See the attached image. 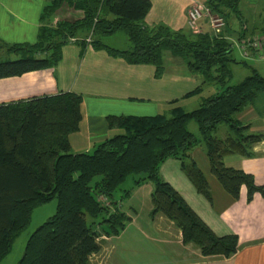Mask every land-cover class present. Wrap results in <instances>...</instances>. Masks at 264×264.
I'll use <instances>...</instances> for the list:
<instances>
[{"label":"trees","instance_id":"1","mask_svg":"<svg viewBox=\"0 0 264 264\" xmlns=\"http://www.w3.org/2000/svg\"><path fill=\"white\" fill-rule=\"evenodd\" d=\"M238 1L206 0L205 6L226 21L227 13L240 17ZM62 2L81 10L82 17L39 27L33 43L0 44V49L16 56L0 60V78L51 68L61 57V47L77 34L81 39L76 43L82 48H98L103 45L95 35L122 30L129 48L103 46L109 55L128 64L152 65L158 77L166 51L181 59L188 71L199 73L201 84L212 83L220 89L201 98L191 110L173 106L166 114L107 115V127L120 132L89 151L76 153L70 149L68 135L78 129L80 94L60 91L0 102V261L28 225L32 209L54 199V212L29 234L15 264H89V257L99 250L97 238L117 235L128 221L112 194L131 174H139L134 186L151 182L149 215L159 212L171 220L183 243H193L203 256L233 254L237 236L215 235L158 169L165 159H177L195 190L210 199L207 182L189 155L200 146L211 174L232 198L238 197L241 186L247 201L254 192L264 197V188L249 173L223 164L227 154L250 156L252 145L261 138L260 133L248 132V124L239 123L235 114L264 92V77L251 68L249 75L229 84V63L235 62L230 40L209 31L148 27L143 19L149 0H47L41 22ZM90 29L91 40L86 44L82 39ZM200 90L197 85L183 97ZM189 120L195 122L199 137L186 128ZM221 123L227 130L223 138L214 135ZM128 194L129 189L123 190L120 198ZM99 195L107 204L97 200Z\"/></svg>","mask_w":264,"mask_h":264},{"label":"crops","instance_id":"2","mask_svg":"<svg viewBox=\"0 0 264 264\" xmlns=\"http://www.w3.org/2000/svg\"><path fill=\"white\" fill-rule=\"evenodd\" d=\"M149 2L144 25L186 30L187 8L191 4H205L206 0ZM46 3L47 0H0V44L33 43L39 27L60 21L72 22L83 15L81 10L62 2L42 23L40 14ZM105 17L111 19L110 15ZM199 26L201 32L213 34L206 19H201ZM256 30V22L227 13L220 33L231 41V38L242 35L250 36ZM115 32L93 38L105 47L119 49L102 41L104 36ZM78 36L80 34L74 42L61 47V57L51 68L0 78V102L60 91L80 94L78 129L68 135L69 146L74 153L89 151L97 142L120 132L117 128L107 127V115L162 114L173 106L184 109L193 97L203 98L202 88L197 94L183 97L191 89L181 91L179 82L186 77L175 68L165 76L162 64V72L157 77L153 75L152 65L128 64L109 55L103 46L95 48L87 45L82 48L76 43L81 39ZM125 39L128 41L127 37ZM163 58L170 61L172 68L178 66L181 60L166 51L162 53ZM253 69L259 75L264 72V67ZM235 119L241 124H248V132L260 133L261 138L252 145L250 156L227 154L223 156V164L249 173L254 183L264 188V105L258 106L254 100L238 111ZM226 131L219 138H223ZM189 155L207 182L210 199L195 190L180 170L177 159L167 158L161 162L159 175L215 235L235 234L236 251L228 257L203 256L193 243H183L180 230L171 220L159 212L149 215L152 184L143 181L137 186L131 185L129 194L116 200L117 209L128 217V221L117 235H100L97 238L99 250L89 257V264H264V197L254 192L247 201L245 187L241 186L238 197L232 198L211 174L202 148L194 147ZM124 207L125 210L122 209Z\"/></svg>","mask_w":264,"mask_h":264},{"label":"rangeland","instance_id":"3","mask_svg":"<svg viewBox=\"0 0 264 264\" xmlns=\"http://www.w3.org/2000/svg\"><path fill=\"white\" fill-rule=\"evenodd\" d=\"M238 9L239 12H241V16L243 18L248 19V21L256 22V28L257 32H261L262 29H264V0H239L238 2ZM233 19V18H231ZM224 20V19H223ZM234 20V19H233ZM225 23V21H224ZM262 28V29H261ZM221 34V33H220ZM261 34L264 35L262 32ZM222 35V34H221ZM126 37L124 36V33L122 31H117L112 35L104 36L102 38V41L104 43L116 47L119 49H125L129 46V42L125 41ZM235 39L231 38V56L235 59V62L229 63V69L231 76L229 78L228 83L232 84L235 82H238L242 78H244L246 75H249L251 73V68H260L264 67V59L258 60L256 59H249L246 57H243L238 52L237 48L235 47ZM75 41V40H74ZM72 41V42H74ZM78 41V40H77ZM70 43V41H68ZM71 42V43H72ZM127 45V46H126ZM0 60L4 59H13L16 56L13 54H7L5 50L3 49L0 53ZM177 58V57H174ZM177 60H180L177 58ZM244 61V63H241L239 61ZM162 64L165 68V76H168L174 68L179 71L180 75H184L186 78L181 79L179 82V88L181 91H185L188 89H192L196 85H200L202 88V96L205 97L209 95L210 93H215L219 91L220 88L218 86L213 85L212 83H203L202 76L199 73H194L191 71H188L185 63L183 61H179L178 66H174L172 68L170 61H168L166 58L162 59ZM262 76H264V72L261 73ZM196 98V99H195ZM198 97H193L192 99H189L188 103L185 105V110H191L200 102V99H197ZM255 103L258 106L264 105V92H259L257 98L255 99ZM164 114L167 113V110L162 112ZM186 128L188 131L193 133L196 137H199L197 126L193 120H189L186 124ZM226 130L225 124L221 123L218 125L216 131L214 132V135L216 137H220L221 133ZM139 176V174H131L125 178V180L119 185L117 189L114 190L112 194V199L115 201L120 198V196L123 193V190L128 189L133 184L134 179H136ZM98 176L93 178L94 180H97ZM92 181V182H93ZM91 182V184H92ZM125 200H123V203ZM55 208V200L52 199L46 203L40 204L38 206H35L30 214V221L28 225L21 230L16 237H14L11 248L8 254L0 261V264H15L17 260L20 258L22 254V250L25 244V241L29 234L39 225L41 224L46 218H48L52 213L54 212ZM125 210V207L122 208Z\"/></svg>","mask_w":264,"mask_h":264},{"label":"built area","instance_id":"4","mask_svg":"<svg viewBox=\"0 0 264 264\" xmlns=\"http://www.w3.org/2000/svg\"><path fill=\"white\" fill-rule=\"evenodd\" d=\"M203 18L206 19V21L208 22L209 27L213 31V35H219L221 29L224 26V20L220 15L211 12L205 6V4L202 3L191 4L187 8L186 26L191 32H201L199 22ZM93 21H95V18ZM76 39L78 38L70 37L68 38V41L72 42ZM82 40H84L86 44L90 42L91 29ZM235 47L237 48L240 55L243 57H256L258 59H264V35L260 32H253L250 36H239L235 39ZM97 200L104 204H107V201L101 195L97 197Z\"/></svg>","mask_w":264,"mask_h":264}]
</instances>
